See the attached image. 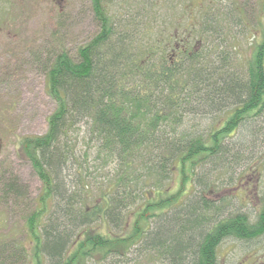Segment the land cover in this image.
<instances>
[{
    "label": "trees",
    "instance_id": "1",
    "mask_svg": "<svg viewBox=\"0 0 264 264\" xmlns=\"http://www.w3.org/2000/svg\"><path fill=\"white\" fill-rule=\"evenodd\" d=\"M91 1L98 32L75 58L65 51L51 56L46 91L56 109L43 135L20 141L43 196L25 220L28 245L0 244V264H129L133 251L132 264H216L222 241L264 232V184L254 222L241 212L220 217L224 201L217 205L203 195L219 192L206 165L228 177L244 159L227 140L261 132L259 124L244 125L264 116V39L241 72L228 73L229 58L208 53L204 32L213 28L185 34L178 47L162 37L144 47L142 38L130 41L114 28L109 0ZM204 108L223 113L206 135L189 133L185 116ZM81 122L97 139L98 159L115 162L113 178L95 189L96 198L85 177L80 193L69 198L60 188L71 154L66 139ZM4 186L15 189L11 181Z\"/></svg>",
    "mask_w": 264,
    "mask_h": 264
},
{
    "label": "rangeland",
    "instance_id": "2",
    "mask_svg": "<svg viewBox=\"0 0 264 264\" xmlns=\"http://www.w3.org/2000/svg\"><path fill=\"white\" fill-rule=\"evenodd\" d=\"M263 2L109 0L105 2V9L114 28L121 34L126 32L130 41L138 42L142 38L144 47L161 37L162 42L169 39L168 46L178 47L185 34L188 37L198 30L213 28L207 29L208 33L203 31L204 36L207 35L208 53L229 58L225 61V70L231 73L242 71L251 48L264 39ZM98 30L91 0H63L50 1L48 7L40 6L26 17L18 18L14 39L1 33L6 44L2 46L4 58L0 63V244L28 245L25 220L43 196V184L30 161L21 154L20 141L24 137L43 135L47 131L48 117L56 109L54 99L46 91L48 62L60 51L75 58L77 50ZM214 59L216 62V56ZM206 111L204 108L202 113L195 111L185 116L183 126L189 133L206 135L213 121L223 113V110L204 113ZM258 124L262 129L257 137L254 136L257 131L252 133L254 131L250 129L227 140L235 143L244 156L234 165L232 174L220 177L218 173L224 171L212 173L214 166L206 165V170L211 169L210 179L215 181L214 187H218L219 192L203 195L217 205L224 201L220 217L241 212L247 214L251 222L256 220L262 203L260 188L264 184V116L244 125L251 128ZM89 126L85 122L78 123L66 139L71 154L59 179L61 191L68 198L80 193L83 177L96 198L95 189L115 174V162L104 164L98 159L95 153L97 139ZM170 128L166 126L167 131ZM10 181L15 187L12 193L4 186ZM236 183L240 186L231 188ZM197 191H200L198 186ZM47 201L49 209L51 200ZM134 257H137L135 251L129 255V264L133 263ZM263 261L264 232L252 240L227 238L217 248L216 264H260Z\"/></svg>",
    "mask_w": 264,
    "mask_h": 264
},
{
    "label": "flooded vegetation",
    "instance_id": "3",
    "mask_svg": "<svg viewBox=\"0 0 264 264\" xmlns=\"http://www.w3.org/2000/svg\"><path fill=\"white\" fill-rule=\"evenodd\" d=\"M50 1L61 2L63 0H0V63L4 58L1 50L5 43L2 41L3 36H1V33H6L14 39L18 18L26 17L29 13L36 11L40 6L43 8L48 7ZM21 154L23 156L25 155L22 148ZM260 264H264V261Z\"/></svg>",
    "mask_w": 264,
    "mask_h": 264
}]
</instances>
